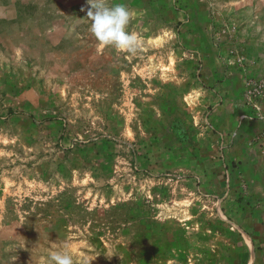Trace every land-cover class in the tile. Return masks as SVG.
Here are the masks:
<instances>
[{
    "label": "rangeland",
    "instance_id": "1",
    "mask_svg": "<svg viewBox=\"0 0 264 264\" xmlns=\"http://www.w3.org/2000/svg\"><path fill=\"white\" fill-rule=\"evenodd\" d=\"M0 0V264H264V0Z\"/></svg>",
    "mask_w": 264,
    "mask_h": 264
},
{
    "label": "clouds",
    "instance_id": "2",
    "mask_svg": "<svg viewBox=\"0 0 264 264\" xmlns=\"http://www.w3.org/2000/svg\"><path fill=\"white\" fill-rule=\"evenodd\" d=\"M90 6L87 17L90 18V32L103 46H111L129 54H135L141 41L130 33L128 25L137 13L125 4L116 3L109 6L108 0H87ZM45 264H75L74 258L67 250L52 251L45 257ZM81 264H84L81 261ZM90 264V261L88 262Z\"/></svg>",
    "mask_w": 264,
    "mask_h": 264
}]
</instances>
